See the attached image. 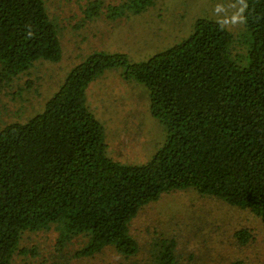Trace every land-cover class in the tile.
I'll list each match as a JSON object with an SVG mask.
<instances>
[{
  "label": "trees",
  "instance_id": "16d2710c",
  "mask_svg": "<svg viewBox=\"0 0 264 264\" xmlns=\"http://www.w3.org/2000/svg\"><path fill=\"white\" fill-rule=\"evenodd\" d=\"M134 1L142 8L154 0ZM238 1L242 41L199 18L187 39L145 61L94 53L36 115L0 117V264H42L23 238L50 230L54 264L92 263L105 252L128 262L140 252L129 232L139 212L189 189L249 210L264 233V0ZM54 22L43 0H0L1 94L19 97L35 62L61 60ZM116 68L146 87L150 113L166 129L161 148L140 165L107 156L104 128L88 106L90 84ZM155 228L144 264H181L176 241ZM234 236L241 249L252 239L246 229ZM247 262L264 264V256Z\"/></svg>",
  "mask_w": 264,
  "mask_h": 264
},
{
  "label": "rangeland",
  "instance_id": "374dc122",
  "mask_svg": "<svg viewBox=\"0 0 264 264\" xmlns=\"http://www.w3.org/2000/svg\"><path fill=\"white\" fill-rule=\"evenodd\" d=\"M43 2L50 18L61 27L58 35L62 57L56 63L35 62L30 76L19 81L21 87L28 77L32 80L19 97L0 93V117L4 120L7 115L15 118L13 121L36 115L67 74L94 53L122 54L130 63L145 61L187 39L199 18L221 23L241 41L243 37L238 27L239 22L242 25L239 8L236 10L238 0H154L142 8L130 4L134 0ZM123 72L120 68L109 69L94 80L89 86L88 106L104 128L107 156L121 164L140 165L161 148L166 129L150 113L146 87L124 80ZM218 201L200 197L191 189L164 194L146 205L130 224L129 232L140 245L137 257L118 262L112 253L105 252L92 263L83 260L70 264H144L149 234L155 227L157 235L166 230L167 237L176 241L181 264H208L210 256L211 264H232L237 260L248 264V257H263L264 233L255 216L249 210L227 207ZM243 229L250 232L252 239L241 249L234 235ZM56 239L53 230L28 233L23 246L34 250L42 264L45 260L54 264L58 261L49 255L53 254ZM73 247L76 244L68 250Z\"/></svg>",
  "mask_w": 264,
  "mask_h": 264
}]
</instances>
